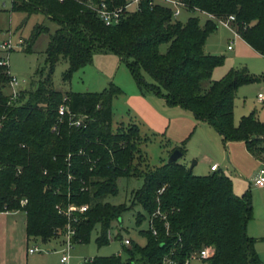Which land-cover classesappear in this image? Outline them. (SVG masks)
Wrapping results in <instances>:
<instances>
[{"label":"trees","instance_id":"1","mask_svg":"<svg viewBox=\"0 0 264 264\" xmlns=\"http://www.w3.org/2000/svg\"><path fill=\"white\" fill-rule=\"evenodd\" d=\"M88 1L11 0L12 10L26 13L20 24L43 13L57 27L46 47L48 74L14 101L7 93L8 65H0V210H23L28 236L48 241L67 223L58 205L88 203L87 211L77 212L73 241H89L99 221L101 244L108 241L112 221L139 203L146 213L138 211L137 222L153 216L157 233L144 230L146 243L127 246L126 260L115 253L96 256L90 264H156L170 252L183 262L204 246L212 250L205 259L209 264H263L256 239L247 230L253 217L249 192H235L229 174L223 169L195 174L179 160L140 170L134 163L136 155L143 156L139 126H113V99L123 90L112 82L101 91L63 92L52 86L51 75L62 56L69 63L65 78L70 79L97 52H114L127 63L142 92H155L170 105L191 110L196 119L216 128L225 143L243 141L264 161V119L256 111L243 114L238 122L234 119L237 87L262 77L231 68L222 78H212L214 68L224 61L204 48L218 27L214 19L201 23L199 15H191L182 21L169 7L144 2L140 10L108 25ZM186 1L219 17L234 14L232 25L264 55V0ZM49 31L37 21L26 49L31 51L38 36ZM163 43L168 45L165 51ZM64 97L74 112L89 115L86 127L66 119L58 130L52 129ZM175 148L185 152L182 146ZM131 175L144 177L143 185L132 192V203L106 201L105 196L117 193L120 177ZM24 197L28 202L21 205Z\"/></svg>","mask_w":264,"mask_h":264},{"label":"rangeland","instance_id":"2","mask_svg":"<svg viewBox=\"0 0 264 264\" xmlns=\"http://www.w3.org/2000/svg\"><path fill=\"white\" fill-rule=\"evenodd\" d=\"M2 1L0 0V44L6 40L11 41L13 48L7 52L9 71L19 80L24 79L21 86L30 89L49 72L46 47L50 33L54 32L57 24L43 13H34L26 22L20 24L26 13L12 10L9 0H4V5ZM191 15H199L201 23L209 19L199 12L189 10H183L178 19L186 21ZM37 21L47 24L50 31L42 32L33 44V49L28 51L27 40ZM229 44H232L231 48ZM167 46V43H163L161 50L165 51ZM204 48L207 53L224 57V61L214 68L213 79L222 78L231 68L246 69L248 73L262 77L237 87L234 119L238 122L243 114L252 111L264 118V104L258 97V93L264 91V55L223 24H218L209 34ZM68 66V60L62 56L51 75L54 88L63 92L101 91L113 82L123 90L113 99V126L126 128L129 123L139 126L141 138L138 142L144 157L136 155L134 163L140 170L144 171L149 166L166 162L173 149L182 146L185 152L178 160L188 165L195 174L212 172L211 164L216 162L232 177L235 192L240 195L249 192L253 217L247 228L249 234L256 239L255 248L264 264V186L255 183L264 167V161L252 154L243 141L232 140L225 143L216 128L196 119L191 110L178 104L170 105L163 96L155 92H142L127 63L114 52H97L93 61L75 69L70 79L65 78ZM146 77L151 79L148 74ZM203 84L208 86L209 80H205ZM143 183L142 175L122 176L118 182L117 193L105 196V200L116 204L126 202L130 205L133 190L141 187ZM138 211L146 213L139 203H135L120 218L114 219L108 229V241L101 244L98 236L102 232V224L96 222L89 241L73 243L67 263L61 261L66 248L62 229H58L57 234L48 241L27 236L24 228L27 214L23 210L14 214H0V229L3 230V226L11 223L13 218L17 219L15 246L21 264H90L87 259L115 253L121 254L122 260H126L129 257L127 246L144 245L147 240L144 230L150 229L149 215L138 223ZM1 233L0 231V235ZM124 237L132 239L130 245L124 244ZM1 238L3 236H0V264L4 255ZM36 245L39 249L30 252L29 248ZM13 253L8 251L9 255L13 256ZM190 264L209 263L201 258H193Z\"/></svg>","mask_w":264,"mask_h":264},{"label":"built area","instance_id":"3","mask_svg":"<svg viewBox=\"0 0 264 264\" xmlns=\"http://www.w3.org/2000/svg\"><path fill=\"white\" fill-rule=\"evenodd\" d=\"M10 5H11V0ZM144 2H148L150 7H153L155 5H162L165 7H169L172 10V16L174 18H178L179 15L182 13L183 10H189L192 12H199L202 15H205L211 19H214L218 22V24H223L227 27H229L236 36L241 37L240 32L236 27L232 25V20L235 19V15L231 14L226 17H219L216 14L203 9L199 6H191L188 1L186 0H124L122 3H118L116 0H90L87 2V5L91 7L96 14L108 25L118 23L126 13L131 11H137L142 8V5ZM2 5H4V0L2 1ZM232 47V44H229V48ZM13 48V44L10 40L3 41L0 44V65H8L7 63V52L9 49ZM9 79L7 82L8 87V95H9V101H14L19 95L20 92L26 87L21 86V84L24 82V79L19 80L15 75L11 74L8 70ZM259 99L264 104V91H261L258 93ZM58 120L53 125V130H58L60 127V124L68 119L69 123L71 125L79 126V127H86L88 124L89 115L83 114V113H76L72 110L70 103L67 100V97H64L63 101L58 106ZM212 169H218V164L214 163L212 164ZM255 182L259 185H264V167L261 168V174L259 177L256 178ZM164 189L161 188L160 191ZM28 202V198L24 197L20 199V204L24 205ZM59 211L61 213H64L67 217V223L63 228L64 242L66 243V248L64 250V253L61 256V261L64 263H67L70 257L69 250L71 246L73 245V236L75 235L76 228H75V222L77 221V212L83 213L87 211L89 208L88 203L83 204H76V203H69L66 206L58 205ZM0 211H16V210H8L6 208H3V210ZM160 210L158 209L154 214H159ZM149 222H150V228L154 233H157V229L154 224L153 216H149ZM123 242L125 245H130L132 242V239L129 237H124ZM39 249V246H32L29 248L30 251H37ZM212 253V250L209 246H204L201 249L193 252L190 257L186 258L183 262H181L177 257L173 255L172 252L167 253L163 256L162 260L157 262L156 264H190L191 259L193 258H201L206 259L208 258ZM88 262H91L92 259H87Z\"/></svg>","mask_w":264,"mask_h":264},{"label":"crops","instance_id":"4","mask_svg":"<svg viewBox=\"0 0 264 264\" xmlns=\"http://www.w3.org/2000/svg\"><path fill=\"white\" fill-rule=\"evenodd\" d=\"M261 119H264V118H261ZM214 163H216V162H214ZM214 163H212V164H214ZM212 164H211V166H212ZM210 168L212 169V167H210ZM218 169H222V168H220L219 164H218ZM212 170H215V169H212ZM257 185H259V184H257ZM261 186H264V185H261ZM18 211L19 210H16V211H0V214H14V213H17ZM24 228H26V230H27V219H26V222H24ZM16 230H17V219L16 218H13L11 223L5 224V226H3V230H2V228L0 229V231L2 232L0 236L1 237L3 236V238H1V240L3 239L2 254H4L2 257V259H3L2 264H11L13 262L15 264H21V261L19 260V256L17 255V251H16L17 249L15 246ZM18 230H19V228H18ZM247 230H248V228H247ZM19 232H20V230H19ZM19 236H20V238H22L21 235H19ZM27 236H28V234H27ZM6 246L7 247L10 246V247L7 248ZM8 251L14 252L13 253L14 257L12 255H9ZM30 252H35V251H30Z\"/></svg>","mask_w":264,"mask_h":264},{"label":"water","instance_id":"5","mask_svg":"<svg viewBox=\"0 0 264 264\" xmlns=\"http://www.w3.org/2000/svg\"><path fill=\"white\" fill-rule=\"evenodd\" d=\"M183 155V151L179 148H175L170 154L167 161H175L178 160Z\"/></svg>","mask_w":264,"mask_h":264}]
</instances>
